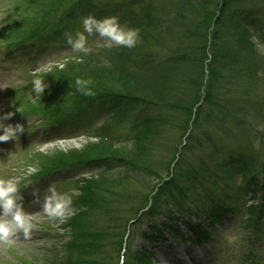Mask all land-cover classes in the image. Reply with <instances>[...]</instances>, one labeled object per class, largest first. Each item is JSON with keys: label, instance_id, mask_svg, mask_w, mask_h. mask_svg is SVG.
<instances>
[{"label": "rangeland", "instance_id": "rangeland-1", "mask_svg": "<svg viewBox=\"0 0 264 264\" xmlns=\"http://www.w3.org/2000/svg\"><path fill=\"white\" fill-rule=\"evenodd\" d=\"M92 2L98 5L114 2L119 5L128 3L129 0ZM61 3H64V0H0V45L34 33L42 20L46 16L49 19ZM222 3L220 0L218 6L205 5V8L208 7L206 16L199 24L201 26L208 18L211 23L207 31L209 37L208 40L204 39L203 44L199 42L195 45L198 54H201L200 49L203 47H207L205 50L208 54H213L216 61L213 64L215 71L218 69V51L224 52L223 49L229 46L230 42L228 31L220 30V27L224 26V22L219 20L223 16ZM118 12L125 16L138 13L139 8L129 7L126 11ZM238 13L247 15L256 26H262L264 32V0H229L227 16ZM262 30H253L254 39L263 55L257 59L261 68L257 73L258 77L262 78L261 86L251 95V99L260 107L252 124L255 138L251 142L242 137V130L232 118L228 117L226 123L215 125L210 118L213 110L214 114L216 113L215 102L204 99L203 103L199 107L195 106L193 110L191 131L188 132L185 128L190 118L183 114L186 109L182 106L181 113L177 110L168 113L173 117V123L166 125L160 139L154 144L145 143L147 140L143 139L141 144L136 145L129 139L133 134L134 125L147 106H136L133 102L117 106L113 101V93L119 87L124 88L121 81L126 78L121 71V66L125 63L120 53L98 50L89 54L86 59H66V53L60 54L61 59H56L57 56L53 55L59 53H50L36 57L29 63L27 60L32 59L34 53L29 54L24 61L20 58L8 60L7 52H2L3 47L0 46V116L12 111L13 116L4 122L13 125L21 123L25 128L23 133L18 134L17 140L0 142V178L13 175L21 178L19 192L23 194V209L34 217L37 225L28 238L20 233L13 237L10 243L0 241V264H120L122 238L126 232L128 236L122 264H178L173 262L175 258L182 264H264V240L261 245L255 243L256 247L253 246L247 237L251 242L253 238L242 231V227L236 222V215L227 212L220 222L214 209L217 204L218 211L220 208L241 211L242 206L247 205H257L264 210V199L260 193L250 188L252 176L258 179V183L262 181L264 184ZM99 40V37H95L93 40L87 39V43L90 45ZM175 45L169 36L155 49L167 53ZM63 58L66 59V64L62 70L57 68V75H54L56 81L47 80L45 74L49 73H39L45 78L48 88L44 90L40 100L35 98L31 91L32 72L45 65H51L53 71L54 65L62 62ZM227 64L224 69V66L220 69H231L233 64ZM193 67L204 70V66L197 62ZM59 70L64 74L59 73ZM207 71L210 72V69ZM77 78L90 80L91 84L87 86V90L91 94L100 92L101 98L82 105L78 104L80 99L73 101V95L83 91L75 84ZM228 85L229 82L222 83V94L231 98L234 93L226 91ZM183 87L194 90L190 85ZM140 89L143 93L153 94L146 91L143 83ZM188 94L186 91L185 96ZM184 102L186 103L182 100L181 103ZM187 103L192 105V102ZM17 107L21 112L16 111ZM58 109L68 111L64 112L62 117L69 122L62 127L59 123L47 126L54 128L50 132L46 126L40 125L46 121L43 115L48 117L47 114H52ZM78 111L83 114L77 119L80 124L67 126L74 120L71 122L66 118L76 115ZM23 114L26 119L14 117ZM32 114H35V117H32ZM87 114L91 121L81 122ZM53 117L55 116L48 117V124ZM94 125L101 126V129L93 136L88 134L85 128ZM183 135L185 136L182 137ZM127 141L129 144H125ZM241 147L247 149L244 158L251 164L252 175H237V179L231 177L230 182L227 169L223 168L221 171L219 165L224 162L228 150L238 151ZM221 148L224 150L221 151ZM72 150L77 154L71 155ZM117 151L122 153L114 155ZM56 155L59 158L61 155L66 156L54 161ZM122 155L128 157V162H138L140 167L126 165ZM74 158H99L103 161L94 167L81 165L73 169H63V165ZM205 162L211 164L210 172H218V183L211 184L212 181L206 179L204 182L201 180L194 183V179H191L198 175L197 171ZM50 169L55 170L50 178L37 184L32 183L35 174ZM158 183L162 184L160 191L156 189ZM50 185L57 192L71 197L70 214L63 223L49 219L43 212L44 198ZM181 188L185 193L180 191ZM96 194L101 197L106 194V200L99 202ZM150 203L151 207L147 210L146 207ZM90 204L98 205V209H93ZM204 207L211 212L205 213ZM141 208L142 213L138 215ZM212 210H215V213ZM80 212H88V221L93 220L95 224L94 230L84 233V236H89L96 242L94 247H79L83 239L79 238L82 235L79 233V221L76 217ZM182 217H194L192 220L199 223L210 235L211 242L200 246L188 240L185 236L190 235L188 226L184 224L185 221L177 220ZM130 220L135 221L130 223ZM261 221L264 222V216Z\"/></svg>", "mask_w": 264, "mask_h": 264}, {"label": "trees", "instance_id": "trees-1", "mask_svg": "<svg viewBox=\"0 0 264 264\" xmlns=\"http://www.w3.org/2000/svg\"><path fill=\"white\" fill-rule=\"evenodd\" d=\"M208 1L209 0H129L128 3H120L119 5L114 2L98 5V3H93L92 0H64V3L59 5L55 13L50 15L49 19L46 16L44 20H42L36 27L34 33L19 40H12L8 43H4V50H6L9 55H19L23 58H25L30 50L36 52V57L49 53L51 47L62 50L66 48L64 46H69L66 43V33H70L74 36L77 31H83L81 24L82 17L89 14L97 18L115 15L119 18L121 24L135 27L139 30V40L137 44L133 48L115 45L111 48H107L103 46V42L101 41L102 47L92 49L89 54L98 50H111V53H120L125 63L124 66H121L123 69L121 71L125 74L126 78L121 81L124 88L119 87L117 89L119 91L115 90L113 93V101L116 105L122 106L129 102L135 103L136 106L139 104L144 107L147 106V108L143 110L136 125H134L133 134L129 139L130 142H134L138 145L141 144L140 142L144 141L143 139H146L147 141L145 143L154 144L157 139H160L166 125H172L173 123V117L171 118V114L169 115L168 113L174 110L181 113L180 107L182 106L186 109V112H183V114L190 118L185 124V128L189 129V123L194 115L193 110L201 100L203 103L204 99H207V101L211 103L213 101L215 102L216 113L214 114L213 110L210 115L215 125L218 126L219 123H226L228 117L232 118L236 120V125L242 130V137L251 142V140L255 138L252 133V124L253 121L256 120V111L260 110L259 105L254 99H251V95L261 86L262 78L260 79L257 75L258 70H261V68L257 59L258 56L263 55L259 50V44L254 39L253 30L254 28L262 30V26H256L254 21L250 20L247 15L238 13L227 16L226 10L229 0H222L223 16L219 20L224 22V26H221L220 30L228 31L230 42L229 46L223 49L225 50L224 52L218 51V69L215 71L213 64L216 61L213 58V54L210 53L211 59L208 63L206 62L209 59V54L205 50L207 47L205 49L204 47L200 49L201 54H198L195 48V45L199 42L203 44L205 38V40H208L209 35L207 31L211 27L208 18L201 26L199 21L206 16V10L209 6L211 4L218 6L220 0H210L207 5L206 3ZM205 5L208 7L205 8ZM129 7H138L139 12L129 13L125 16H122V14L118 12L119 10L126 11ZM85 35L87 36L86 33ZM169 36L176 44L175 47L167 53H162L161 50L155 49ZM262 39L264 41V34ZM67 48L70 49V52L66 54L64 58L86 59L89 56V54L84 55L83 53L74 52L70 46ZM120 48H122V50H120ZM198 57L200 58L199 60ZM64 58L62 62L66 64V59L64 60ZM196 62L200 64V66H204V70L194 69L193 66ZM228 62L233 64L231 69L226 68V70H223L226 65H228ZM221 66H224L223 69H220ZM209 69L210 72L207 71ZM56 70L57 68L54 66V70L51 71L49 75L45 74L46 78H48L47 80L54 79L56 81L57 78L54 77V75H57ZM59 73H63V71L59 70ZM238 80L240 84H238ZM225 82H229L226 91L230 94L234 93L231 98H227L225 94H222L223 89L221 85ZM142 83L146 86V91H150L153 94L149 92L143 93L140 89ZM188 85L193 86L194 90L190 91L187 90V87H183ZM237 89L239 90L237 91ZM186 91L189 92L187 96H185ZM99 93L100 92H97V94L85 95L83 91H81L73 95V101L80 99L78 104L82 105L100 99L101 96H99ZM22 96L24 97L26 95ZM182 100H185L186 103H181ZM187 102H192V105H188ZM185 105L186 107H184ZM122 106L119 107L121 108ZM64 112L68 113V111L58 109L52 114H47V116H55L53 119L57 121ZM81 115V112L78 111L75 117ZM69 118L75 119L73 115H70ZM99 129L101 128L99 127L92 130L91 134L93 136L96 135ZM129 141L125 144H129ZM218 148H220V146ZM223 150L224 149L221 148V151ZM245 152H247V149L244 147H241L238 151H227L224 162L219 165V169L221 171H223V168L227 169L228 181L231 182L233 177L237 179V175H242L243 177H250L252 175L251 164L249 165L247 159L244 158ZM121 153L122 152L117 151L114 155ZM75 154H77L76 151L72 150L71 155ZM64 156L66 155H61L59 158V156L56 155L54 156V161H59ZM124 159L126 165L137 168L140 167L138 162H128L129 159L127 156H124ZM101 161L103 160H99V158H74L63 166H69L80 162L88 166H94L102 164ZM104 161L106 160L104 159ZM210 166L211 164L209 162H205V165H203L202 168L200 167L199 171H197L198 175L191 178L192 180L194 179L193 182L197 183L201 180L204 182V179H206L212 181L211 184L218 183V172H210ZM51 170L54 169L48 171ZM38 175L39 174H37L36 177ZM251 183L252 186H250V188L252 187L254 192H259L260 196L264 199V184H262V181L258 183V179L252 176ZM159 184L161 183L156 184V187ZM161 187L162 186L158 187V191H160L159 188ZM180 191L184 192V189L181 188ZM96 196L97 199L99 198V202H104L106 200V194L102 197L100 194H96ZM89 206L93 209H98V205L95 206L93 204L92 206L90 204ZM215 206L214 209L217 211V218L219 216V221H222L221 217L227 212L232 215L237 214V211L231 210V208L228 210H226L227 208H220L218 211L217 204ZM203 210L206 213L207 210L205 207ZM243 210L244 214L238 212L243 220V232L251 235V238L256 235H262L264 222L261 221V218L264 216V210L257 205L245 206V208L243 206ZM80 213L81 214L76 217L79 221L78 230L82 235L79 238L83 239L79 247H94L96 242H93L89 236H84V233L89 232L88 230H94L95 224L93 220L88 221V212ZM213 213H215V210ZM211 214L207 217L209 218ZM193 218L194 217H182L177 220L185 221V224L189 227L190 233L192 234L191 239L193 243H206L210 239V235L203 230L199 223L192 220ZM81 225L85 226L81 227Z\"/></svg>", "mask_w": 264, "mask_h": 264}, {"label": "clouds", "instance_id": "clouds-1", "mask_svg": "<svg viewBox=\"0 0 264 264\" xmlns=\"http://www.w3.org/2000/svg\"><path fill=\"white\" fill-rule=\"evenodd\" d=\"M81 24L83 31H77L74 36L70 33L65 35L66 43L71 49L84 55H88L92 51L87 43L89 36H98L103 41V46L107 48H111L114 45L133 48L139 40V30L135 27L121 24L119 18L115 15L97 18L89 14L82 17ZM64 66L63 62H58L55 65L56 68L61 70ZM51 70V65H45L32 72L31 91L34 93V97L39 100L44 90L48 88L45 78L39 73H50ZM75 84L78 89L83 90V94H91L87 90V86L91 84L90 80L77 78ZM16 111L21 112L19 107L16 108ZM13 114L12 111H8L0 116V142L15 141L18 139V134L25 131L24 125L21 123L13 125L4 122L9 120ZM8 158H11V153L8 154ZM20 179V177L15 175L8 178H0V241L5 243H10L12 238L20 233L25 238H28L37 226L34 222V217L23 209L22 196L19 192ZM33 195L35 196V193ZM71 203L70 196L57 192L50 185L44 198L43 212L49 219L63 223L70 214Z\"/></svg>", "mask_w": 264, "mask_h": 264}, {"label": "bare ground", "instance_id": "bare-ground-1", "mask_svg": "<svg viewBox=\"0 0 264 264\" xmlns=\"http://www.w3.org/2000/svg\"><path fill=\"white\" fill-rule=\"evenodd\" d=\"M161 254L163 255V253L161 252ZM176 259V260H175ZM174 260H173V262H176V263H178V264H182L181 262H179L178 260H177V258H175Z\"/></svg>", "mask_w": 264, "mask_h": 264}]
</instances>
